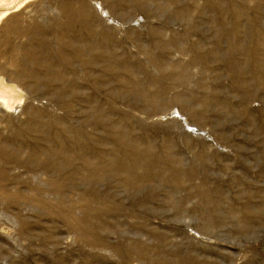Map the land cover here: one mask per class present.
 <instances>
[{
  "label": "rangeland",
  "instance_id": "obj_1",
  "mask_svg": "<svg viewBox=\"0 0 264 264\" xmlns=\"http://www.w3.org/2000/svg\"><path fill=\"white\" fill-rule=\"evenodd\" d=\"M57 1L37 0L34 3L40 2L39 5L30 4L18 17L4 21L0 25V40L12 41L10 47L17 44L25 49L29 42L22 31H28L35 11H40L47 20L36 18V21L48 25V52L58 50V33L53 31L61 21L55 18L59 13ZM160 1L162 8L153 6V15L129 8L123 21L102 15V10L115 15L119 13V7L112 0L107 4L103 0L91 2L95 14L113 28L117 39L129 47L132 53L130 64L136 65L137 77L151 87L149 89H154L153 78L157 73L148 64L142 48L152 50L156 56L160 53L156 38L151 36L153 28H161L167 40L180 36L188 47H199L200 53L213 48L217 42L225 51L228 43L220 38L209 19L214 17L219 24L221 16L228 14L226 23L231 27L226 32L230 34L235 22L245 28L250 26L253 9L259 4L263 17L255 28L264 30V0H176L174 4L170 0ZM182 9L191 17L177 15ZM237 13L241 17L234 20ZM11 30L20 33L14 35ZM132 30L138 33L140 41L128 39ZM247 30L251 33L250 28ZM243 41L248 46L247 51L253 49L250 38H243ZM32 44H39L37 38ZM174 57L177 59V52L172 53V59ZM1 62L5 61L1 58ZM5 63L14 71L20 62L19 59L11 62L8 58ZM201 68L191 70L189 89L196 90L202 99L206 92L215 88L213 98L223 96L230 106L234 105L233 108L213 105L206 110L196 103L197 114L181 113L176 118L174 109L159 114H151L146 108L136 110L138 100L135 96L113 99L104 88L97 93L84 91L77 98L65 96L64 102L73 103L74 118L64 119L61 103L53 92L46 90L44 95L33 92L28 102L33 109L45 112L50 118L61 117L59 124L63 119L67 127H72L69 133L60 128L57 137L53 136L55 129L47 134L46 139L37 135L29 137L34 144L32 149H66L65 155L58 157L65 165L68 157L76 158L82 154L85 141L72 133L84 130L83 136L86 133L92 136L93 133L94 139L103 137L102 146L94 145L98 151L96 159L109 172L111 165L119 167L125 159L130 165L131 154L115 144L106 128L100 126L94 130L95 126H88L85 112L89 110V103L94 101L110 110L111 118L118 121L119 126L128 116V123L142 149L150 144L158 155L175 154L183 172L189 173L191 168L197 170V175L185 182L183 190L174 197L179 199L186 194L190 197L187 209L193 213L180 218L173 215L168 205L133 208L134 198L124 188L122 177L120 180L113 174L95 185L83 181L82 177L71 180L73 169L67 168L60 173L51 168L56 160L52 155L40 158L48 164L47 170L36 169V163L30 164V169L22 163L10 164L7 158L10 152L1 147L13 146L11 142L15 134L25 128L21 124L26 123V114L23 109L11 114L0 113V174L6 172L9 176L6 182L9 189L0 188V264H158L161 255L171 254L178 248L199 264H264V119L258 113L264 108V95L247 106L254 118L253 122H248L239 105L240 102L243 104L241 95L228 76L223 73L220 81H210ZM249 76L252 80L253 76ZM111 80L114 87L119 84L118 80ZM145 110L146 115L143 114ZM11 116L16 122L9 127L5 119ZM59 124L56 126L60 127ZM103 150H108V156L100 152ZM203 154L208 157L206 166L197 168L202 164L198 159ZM169 165L170 161L166 159L163 167L168 169ZM137 173L140 175L143 170ZM147 186H155L161 199L171 192L156 183L145 184ZM200 187L211 194L212 201L201 205ZM150 189L154 190V187ZM185 241H190L191 245H185ZM234 254L239 255L238 258Z\"/></svg>",
  "mask_w": 264,
  "mask_h": 264
},
{
  "label": "bare ground",
  "instance_id": "obj_2",
  "mask_svg": "<svg viewBox=\"0 0 264 264\" xmlns=\"http://www.w3.org/2000/svg\"><path fill=\"white\" fill-rule=\"evenodd\" d=\"M36 1L0 0V25L7 19L18 17L17 15L22 13L28 5H39L40 2L38 4L34 3ZM92 1L95 0L57 1L59 13L55 18L61 21L58 22L59 24L55 26L53 31L55 30L58 33L57 42L60 43V47L51 54L48 52L47 46V37L50 34L47 30L48 25L44 22L39 24L36 21V18H41L45 22L47 20L40 11H35L32 25L28 31H22L26 33L25 36L29 42L25 49L17 44L10 47L12 41L0 40V113L11 114L23 109L22 112L26 114V120H24L26 123L21 124L25 128L20 129L15 134L14 141H12L15 143L11 142L13 146L1 147V149L10 152V156L7 157L10 164L22 163L28 169H30V164L32 166L34 163L37 164L36 169L38 170L49 169L48 164L40 158L41 156L48 158L52 155L56 160L52 163L53 167L51 168L60 173L67 168L73 169L74 173L70 178L71 180L76 176L75 179L82 177L83 181L95 185L104 181L109 174H113V177L120 178V180L122 177L124 188L134 198L133 208L140 206L147 209L153 205H168L176 218L192 215L193 211L187 209V204L190 201L189 195L186 194L179 199L174 197L179 190H183L185 182L188 183L192 176L197 175V170L191 168L189 173L183 172L180 169L178 160L174 157L175 154L168 153L166 157L158 155L155 148L150 144L142 149L134 135L133 127L128 123L130 121L128 116L125 119L126 121H121L119 126L118 121L111 118L112 112H109L110 110L98 102L92 101L89 103L90 107L85 112L84 118L88 126L91 128L95 126L94 130H97L100 126L106 128V131L110 134L109 136H113L115 144L131 154L132 162L130 165L127 164L128 161L125 159L119 167L116 164L111 165L109 172L108 168L98 163L96 159L98 151L95 146L97 143L101 145V141H104L103 137L94 139L92 137L93 133L92 136L88 133L83 136L84 130L72 133L85 141L81 148L82 154H79L76 158L68 157L66 164L63 165L58 157L65 155L66 149L43 150L38 148L34 150L32 149L34 144L29 137L37 135L42 136V139L43 137L46 139L47 134H50L53 129H55L53 136L57 137L60 128L69 133L72 127H67L63 119L62 124H59L61 119L59 116H51L50 118L49 115H45V112L33 109L28 105L29 95L33 92L43 94L46 90L53 92L58 97L59 103H61L60 110L64 112V119L76 116L73 103L64 102L65 96L77 98L84 91L93 90L97 93L104 89L113 96V99L122 100V98L131 95L135 96L138 100L135 102L136 110L146 108L151 114H159L174 109L173 115L176 118L179 115L181 116V113L192 112L197 114L195 110L196 103L203 105L206 110L213 105L223 109L233 108L234 105L230 106L223 96L221 99L213 98V92L217 91L215 88L214 91L210 89L209 92H206L205 97L202 99L197 96L198 92L196 90L189 89L192 80L191 70H194V68L199 70V67H202L206 79L210 81H220L223 73L228 76L236 91L241 95L243 104L241 105L240 102L239 105L245 115V120L253 122L254 118L251 112L248 111L247 106L253 100L264 95V30L255 28L259 19L263 17L262 8L259 4H256L253 9L254 17L250 22L252 25L248 23L251 33L247 30L248 28H245L239 22L233 24L230 34L226 32L231 27L230 24L226 23L228 14L221 16L219 24L214 21V17L209 19L214 29H217L220 38L227 41L228 45L225 51L221 50L220 42H217L213 48L200 53L199 47H188L180 36L175 35L174 38L167 40L163 37L161 28H153L151 36L156 38L160 53L156 56L152 50L142 48V53L146 56L148 64L152 65L157 73V77L153 78L155 87L149 89L151 87L146 86L137 77L136 65L130 64L132 53L129 51V47L122 40L117 39L113 28L105 25V21L95 14V11L91 8ZM103 1L105 4L110 3V0ZM170 1L174 4L176 0ZM112 2L119 7V13L117 15L110 11L106 13L100 8L102 15L105 17L109 15L111 18L122 21L128 14L126 10L129 8L142 10L151 16L154 13L153 6L159 9L163 5L160 0H112ZM177 15L185 18L191 17V14L184 9L179 10ZM236 15L233 17L234 20H239L241 14L237 13ZM61 18H64V20L62 21ZM11 31L14 35L20 33L19 30ZM127 37L128 39L140 41V36L134 30L129 32ZM36 38L39 42L37 46L32 44V41ZM243 38H250L253 42V49L247 51L248 46L244 45ZM24 52L26 54H23ZM175 52L178 53V57L172 59V53ZM1 58L5 62H8V58L11 62L19 59L20 63L12 71L7 68L5 62H1ZM24 59L29 60L25 61ZM211 67H214L213 70L210 69ZM250 74L253 76L252 80L254 82L251 80ZM149 77L151 78V74H149ZM111 79L118 80L119 84L114 87L115 84L112 83ZM81 82L90 85L87 86ZM194 83L197 88H200L196 82ZM205 90L207 89L205 88ZM258 113L264 119V108L260 109ZM143 114L146 115L147 110ZM47 119L49 120L48 123ZM5 120H7L9 127L16 122L12 116ZM57 124L61 126H56ZM19 140L22 142H16ZM23 143L25 145L28 143L26 147L28 146L27 148L30 149L29 152L26 151ZM100 152L108 156V150ZM166 159L170 161L168 169L163 167V162ZM199 159L198 163L201 161L202 164H199L197 168H200V166L205 168L208 159L206 154L200 155ZM77 162H79L78 165L75 164ZM140 169L143 170V173L139 175L137 171ZM8 177L6 172L0 174V188L9 189L6 183ZM153 183L169 189L171 192L164 199H161L157 195L155 186L145 187V184L153 185ZM152 187H154V190L150 189ZM199 189H201L199 192L201 205L212 201L211 194L204 187ZM185 245L190 246V241H185ZM178 249L171 254L161 255L157 259L158 264H199L191 258L190 254L183 255ZM238 256L234 254V257L238 258Z\"/></svg>",
  "mask_w": 264,
  "mask_h": 264
}]
</instances>
